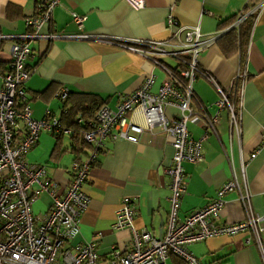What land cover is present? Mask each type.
<instances>
[{
    "label": "crops",
    "instance_id": "crops-1",
    "mask_svg": "<svg viewBox=\"0 0 264 264\" xmlns=\"http://www.w3.org/2000/svg\"><path fill=\"white\" fill-rule=\"evenodd\" d=\"M255 1L256 17L251 25L243 56L239 52L226 56L215 42L205 47L199 58L208 77L199 75L192 83V114L187 122L191 137L205 132L204 117L217 112L218 87L227 89L238 73H246L242 94L240 133L231 131L227 110L219 111L215 129L203 141V157L196 163L184 162L187 190L180 204L179 217L209 203L227 181L236 178L239 189L224 195V207L218 224L245 219L240 193H248L252 211L264 215V146L258 148L264 126V0H145L141 8L128 0H60L52 17L40 31L54 33L53 39L30 41L32 55L28 59L31 75L25 83L27 103L32 116L42 118L49 110L58 118L63 101L62 88L69 93H95L107 98L114 107L121 96L135 91L150 75L155 77L153 89L167 78L166 71L150 58L124 47L135 40L182 39L184 31L197 27L203 38L218 37L221 23L236 17ZM75 12L85 17L83 32L90 40L68 38L77 32L71 22ZM37 14L35 0H0V32L17 35L29 31L25 19ZM172 16L175 24L168 25ZM181 29V31H180ZM177 34V35H175ZM9 46L2 45L1 66L8 61ZM169 66L175 62L164 59ZM172 114L175 109H168ZM133 118L142 122L139 110ZM53 138V140L51 139ZM56 138L43 132L38 143L25 156L29 164L46 166L47 176L64 189L71 178V165L76 157L70 135H63L54 151ZM258 149L255 157L250 154ZM173 149L159 128L145 130L139 142L109 138L104 142L91 166L83 187L89 201L80 217V232L71 244L96 242L102 260L113 248H130L131 232L113 229L116 210L123 197H129L135 209L136 229L148 228L155 236L166 227L170 197ZM50 195L42 192L32 204L35 216L48 212ZM245 234L218 235L188 245L199 264H264L262 248L254 240L245 242ZM166 264H189L169 255Z\"/></svg>",
    "mask_w": 264,
    "mask_h": 264
},
{
    "label": "built area",
    "instance_id": "built-area-1",
    "mask_svg": "<svg viewBox=\"0 0 264 264\" xmlns=\"http://www.w3.org/2000/svg\"><path fill=\"white\" fill-rule=\"evenodd\" d=\"M35 1L37 14L25 19L28 32L17 35L0 32V54L4 43L9 46L8 63L0 69V264H166L170 254L189 264H199L188 250V245L218 235L245 234L246 244L254 240L262 248L264 215L252 211L248 193L239 195L245 210L244 220L228 224L216 222L224 207V195L239 189L236 178L219 187L209 203L191 211L184 218L179 217L181 199L186 193L188 180L183 163H196L202 159L203 141L215 129L220 110H227L230 129L236 134L240 133L242 120L246 73H238L232 85L225 90L217 86L220 92L215 103L217 112L204 117L205 132L202 137H191L187 129L192 114V83L199 75L208 77L200 67V54L216 39L203 38L197 27L187 29L182 39L176 41L173 38L172 41L138 39L123 44L131 51L152 59L156 66L166 71L167 78L154 90L155 77L150 75L135 91L121 96L114 107H101L89 121L78 116L77 122L85 126L81 133L89 149L83 158L73 161L71 178L64 189L47 176L45 165L26 162V154L36 146L41 133L73 134V130L61 125L49 110L45 111L42 118H34L27 103L25 83L32 71L27 64L32 55L30 41L58 36L54 33L43 34L40 29L50 21L53 9L60 0ZM128 2L136 8L145 5V0ZM254 10L241 11L231 26L238 27ZM84 19L83 15L75 12L71 14V22L77 32L66 35L68 38H93L83 32ZM175 23L170 15L168 25ZM165 58L172 59L180 67L183 82L180 83L174 77ZM67 95V88H62L60 98L65 99ZM170 108L175 109V112L168 113ZM136 110L141 113V123L133 118ZM157 127L170 139L173 149L171 165L167 169L170 177V204L164 232L157 237L146 227L136 229L132 200L123 197L112 228L128 229L131 232L128 250L113 248L110 257L102 260L95 241L71 244L80 232V217L88 206L89 198L83 187L104 142L109 138H122L137 143L145 130L153 131ZM263 146L264 126L258 148ZM257 152L258 149H255L250 158L255 157ZM42 192L50 195V209L41 216H35L32 204Z\"/></svg>",
    "mask_w": 264,
    "mask_h": 264
},
{
    "label": "trees",
    "instance_id": "trees-1",
    "mask_svg": "<svg viewBox=\"0 0 264 264\" xmlns=\"http://www.w3.org/2000/svg\"><path fill=\"white\" fill-rule=\"evenodd\" d=\"M258 1L250 3L246 10H249L257 5ZM256 17V9L252 11L238 27L231 26L235 17L221 23L220 34L215 39L222 53L226 56L239 52L242 56L245 47L248 43L249 32L251 25ZM169 66V65H168ZM174 77L181 83L183 78L180 75V67L178 65L169 66ZM0 69L3 66L0 65ZM58 97L59 93H58ZM61 99V98H60ZM63 101L62 112L57 118L61 125L72 129L73 134L71 137V145L73 151L76 153L75 159H81L87 154L89 145L86 144L82 138V129L85 128L84 124L78 123V116H82L85 121L91 120L96 112L103 106L107 105V98H103L95 93H69ZM56 138L54 151L58 149L62 135H53ZM172 255V254H171ZM174 255V254H173Z\"/></svg>",
    "mask_w": 264,
    "mask_h": 264
},
{
    "label": "rangeland",
    "instance_id": "rangeland-1",
    "mask_svg": "<svg viewBox=\"0 0 264 264\" xmlns=\"http://www.w3.org/2000/svg\"><path fill=\"white\" fill-rule=\"evenodd\" d=\"M53 140V138H51Z\"/></svg>",
    "mask_w": 264,
    "mask_h": 264
}]
</instances>
